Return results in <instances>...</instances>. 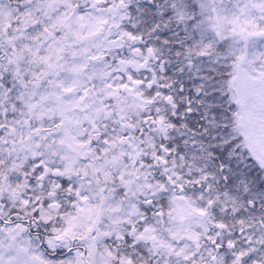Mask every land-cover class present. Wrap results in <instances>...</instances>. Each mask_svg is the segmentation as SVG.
<instances>
[{
	"label": "rangeland",
	"instance_id": "rangeland-1",
	"mask_svg": "<svg viewBox=\"0 0 264 264\" xmlns=\"http://www.w3.org/2000/svg\"><path fill=\"white\" fill-rule=\"evenodd\" d=\"M195 4L203 37H209L211 46L221 45L218 55L231 58L229 140L237 152L250 151L264 170V0ZM80 5L85 7L80 10ZM124 13L115 5L100 11L96 0H0V32L8 36L0 39V46L5 44L0 57L9 63V46L16 61L12 70L26 84L21 97L25 117L13 120L0 145L18 166L36 157L43 168L40 179L51 174L75 180L72 202L64 193L70 210L62 225L49 228L53 235L44 241L58 260L42 258L39 246L25 239V226L10 224L0 234L11 244L20 240V246L0 253V264H222L208 247L207 224L214 220L182 196L180 187L169 192L167 210L154 223L138 209L140 197L149 201L165 192L168 176L175 179L179 172L170 161L156 175L144 161L153 160L146 153L153 139L137 135L145 105L130 72L147 68L152 56L139 53L119 29ZM37 23L43 27L31 46L27 30ZM117 51V62L105 60L106 52L116 56ZM59 56L63 78L53 69ZM49 122L53 127L44 132ZM161 125L159 119L150 132L163 133ZM95 132L109 137L99 148L83 139ZM57 187L53 183L48 195ZM59 201L38 206L43 221L60 211Z\"/></svg>",
	"mask_w": 264,
	"mask_h": 264
},
{
	"label": "trees",
	"instance_id": "trees-1",
	"mask_svg": "<svg viewBox=\"0 0 264 264\" xmlns=\"http://www.w3.org/2000/svg\"><path fill=\"white\" fill-rule=\"evenodd\" d=\"M113 5L125 12L119 29L129 36L139 53L152 56L147 68L130 72L145 105L138 116L137 135H151L153 139L146 149L153 160L144 161L152 164L156 175L170 161L177 165L174 171L179 172L175 179L165 173L169 179L166 191L149 201L148 197H140L138 209L148 223H154L156 216L167 210L169 192H179L180 187L182 196L194 200L214 220L207 224L211 244L206 246L212 255H220L222 264H235L236 257L239 264H264V170L250 151L237 152L229 140L234 111L227 91L231 58L218 55L221 45L211 46L209 37L201 34L195 0H96L100 11ZM84 7L80 5V10ZM42 27V23H37L27 30L31 46ZM6 37L0 32V39ZM4 46H0V51ZM7 51L9 63L0 57V140L11 133L8 130L13 120L25 117L21 97L26 84L12 70L16 61L9 46ZM119 58V51L116 56L105 53L107 61L117 62ZM63 61L59 56L53 68L60 78L66 72ZM123 82L124 77L120 83ZM159 119L164 124L160 128L163 133L150 132ZM31 121L27 118V126L33 125ZM52 127L49 122L42 129L47 132ZM108 138V134L95 132L83 139H90L89 145L99 148ZM3 148L0 145V230L10 224L25 226V239L39 246L40 256L56 261L57 255L49 251L44 241L53 235L49 228L62 225L63 216L70 210L64 193L66 200L72 202L75 180L51 174L40 179L43 168L36 157L18 166L13 155ZM53 183L58 187L51 196L48 189ZM117 192L113 190L114 194ZM58 201L60 211L48 222L43 221L38 206ZM16 241L19 242L12 245L0 234V253L5 255L20 246V240Z\"/></svg>",
	"mask_w": 264,
	"mask_h": 264
}]
</instances>
